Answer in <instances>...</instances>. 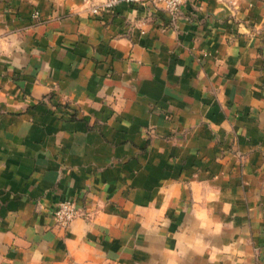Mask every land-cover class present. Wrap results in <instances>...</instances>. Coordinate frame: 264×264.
I'll return each mask as SVG.
<instances>
[{
  "label": "crops",
  "instance_id": "crops-1",
  "mask_svg": "<svg viewBox=\"0 0 264 264\" xmlns=\"http://www.w3.org/2000/svg\"><path fill=\"white\" fill-rule=\"evenodd\" d=\"M94 3L0 0V264H264V0Z\"/></svg>",
  "mask_w": 264,
  "mask_h": 264
},
{
  "label": "built area",
  "instance_id": "built-area-1",
  "mask_svg": "<svg viewBox=\"0 0 264 264\" xmlns=\"http://www.w3.org/2000/svg\"><path fill=\"white\" fill-rule=\"evenodd\" d=\"M188 0H96L89 8V15L93 18L114 14L116 7L121 3L129 5L152 4L160 6L172 18H175ZM38 19L37 15L33 16ZM78 208L73 200L57 202L52 211V218L56 225L67 228L78 216Z\"/></svg>",
  "mask_w": 264,
  "mask_h": 264
}]
</instances>
